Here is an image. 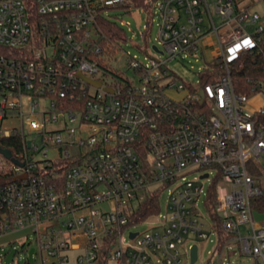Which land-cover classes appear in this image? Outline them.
<instances>
[{
  "label": "built area",
  "instance_id": "2783aa9c",
  "mask_svg": "<svg viewBox=\"0 0 264 264\" xmlns=\"http://www.w3.org/2000/svg\"><path fill=\"white\" fill-rule=\"evenodd\" d=\"M149 2L163 48H146V62L130 56L127 73L106 59L101 21L133 0H0V120L21 122L0 138L24 147L0 185V236L33 230L41 264H190L208 230L219 253L237 246L264 264V214L253 206L264 196V78L237 91L231 66L263 40L264 16L235 0ZM206 51L195 84L169 67ZM153 199L158 211L135 219Z\"/></svg>",
  "mask_w": 264,
  "mask_h": 264
},
{
  "label": "rangeland",
  "instance_id": "374dc122",
  "mask_svg": "<svg viewBox=\"0 0 264 264\" xmlns=\"http://www.w3.org/2000/svg\"><path fill=\"white\" fill-rule=\"evenodd\" d=\"M210 2L216 0H209ZM211 10L215 20L219 23V16L215 13V6L211 5ZM257 10L264 14V3L261 2L257 6ZM107 17L111 21L115 22L119 27L124 29L127 34L126 42H119L120 48H117L112 56L106 55V59L110 61L114 68L120 71L129 72V58L130 56L138 58L142 62H146L147 55L145 49L153 50V46H158L160 49L163 47L159 45V13L153 10L152 13H147L143 9L131 7V8H117L115 10L108 11ZM148 29V30H146ZM253 30V28H248ZM264 39V35H263ZM152 52V51H151ZM163 59L165 57H162ZM213 55L206 51V57H202V54L187 55L180 57L169 63V67L174 70L179 77H181L186 83L195 84L198 80L197 73L201 68L207 66V61L212 59ZM105 81L107 79H104ZM3 102V96L0 95V105ZM17 128L21 129L20 119L17 117H9L4 120H0V130ZM25 132L29 137H33L29 128L25 127ZM79 149H73V154L78 153ZM44 151L39 153L32 152L35 161H43L45 159L43 155ZM57 156V152L49 150L47 158L52 159ZM11 168V163L6 161L0 155V170L8 171ZM189 178H193L191 175ZM209 183L206 182V189ZM204 195L198 202L199 210L208 217L207 210L204 206ZM168 196L165 192L161 197V209L165 212ZM211 217H209V220ZM264 224V223H263ZM47 226H58L55 220L45 222L40 225V231L43 232ZM149 228V224H142L136 226L133 230L135 232H144ZM209 235L208 239H195L199 244V259L195 264H252V258L242 256L239 253V248L236 246L230 248L228 251L219 253L217 251V234L207 230ZM128 238V233L125 234ZM192 238V237H191ZM39 246L37 241V235L31 229L20 230L16 233L3 235L0 238V264H41L39 257ZM45 253V252H44ZM226 258V260H225Z\"/></svg>",
  "mask_w": 264,
  "mask_h": 264
},
{
  "label": "trees",
  "instance_id": "16d2710c",
  "mask_svg": "<svg viewBox=\"0 0 264 264\" xmlns=\"http://www.w3.org/2000/svg\"><path fill=\"white\" fill-rule=\"evenodd\" d=\"M133 6L145 10L147 13L151 9L149 0H133ZM101 26L103 33L107 37L103 40V43L106 46V55L112 56L117 49L116 44L121 41L126 42V31L119 27L115 22L107 19L101 21ZM231 66L232 78L236 90L249 92L254 82L258 83L260 79L264 78V39L260 42L253 53L242 54L239 59L234 60L231 63ZM207 82H209V79H205V83ZM0 147L11 153L12 159H7L4 155L0 154L10 163H14L12 160H16L19 163L23 157L24 147L21 136L0 138ZM7 176H5V171L3 172L0 170V185L5 182L8 178ZM156 202L153 199L142 204L135 214V219H145L156 213L159 209ZM253 206L258 212L264 214V196L253 200ZM218 235L222 243L228 240V236L222 230L218 231ZM219 250L221 251V247Z\"/></svg>",
  "mask_w": 264,
  "mask_h": 264
},
{
  "label": "water",
  "instance_id": "95a60500",
  "mask_svg": "<svg viewBox=\"0 0 264 264\" xmlns=\"http://www.w3.org/2000/svg\"><path fill=\"white\" fill-rule=\"evenodd\" d=\"M84 81L88 82L89 84H92L96 87H100L101 86V82L100 81H94L88 77H85L83 75H79ZM109 92H113L112 89H107ZM30 144V142L28 143ZM0 154L4 155L7 159H12V155L10 152H8L5 149H2L0 147ZM14 163L19 164L16 160H12ZM207 176V175H206ZM134 236V235H133ZM198 260V246L194 245L191 251V262L190 264H195L196 261Z\"/></svg>",
  "mask_w": 264,
  "mask_h": 264
},
{
  "label": "crops",
  "instance_id": "0c3cea01",
  "mask_svg": "<svg viewBox=\"0 0 264 264\" xmlns=\"http://www.w3.org/2000/svg\"><path fill=\"white\" fill-rule=\"evenodd\" d=\"M235 2H236V8L237 9H247L249 11L257 12V13L261 14L262 16H264L263 13H261L257 10V6L259 5V3H261V2L264 3V0H235ZM1 237L2 236H0V238Z\"/></svg>",
  "mask_w": 264,
  "mask_h": 264
}]
</instances>
